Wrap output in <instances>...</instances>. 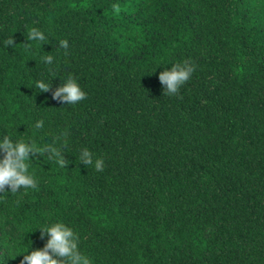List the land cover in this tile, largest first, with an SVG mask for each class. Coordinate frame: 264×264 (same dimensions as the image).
I'll list each match as a JSON object with an SVG mask.
<instances>
[{"label": "trees", "instance_id": "obj_1", "mask_svg": "<svg viewBox=\"0 0 264 264\" xmlns=\"http://www.w3.org/2000/svg\"><path fill=\"white\" fill-rule=\"evenodd\" d=\"M33 26L46 40L29 48ZM185 59L192 77L164 94L159 72ZM69 74L75 105L51 98ZM65 130L66 167L37 153L38 188L0 197V264L43 247L27 229L46 219L93 264H264V0H0V135Z\"/></svg>", "mask_w": 264, "mask_h": 264}, {"label": "clouds", "instance_id": "obj_2", "mask_svg": "<svg viewBox=\"0 0 264 264\" xmlns=\"http://www.w3.org/2000/svg\"><path fill=\"white\" fill-rule=\"evenodd\" d=\"M113 9L119 8V4L114 2ZM26 47H31L33 41H45L46 35L38 27H30L27 29ZM4 43L7 46L15 45L14 37L9 36ZM60 48L65 50L67 54L69 50V40L60 39ZM50 53V52H49ZM41 60L45 65L52 66L56 57L52 54L44 55ZM196 69L195 63H190L187 59L171 64V67H165L159 72V81L164 86V94H176L194 73ZM50 73L54 71L53 67L49 68ZM35 88L40 91L52 90L53 82L40 78L35 80ZM86 91L73 75H67L63 82L52 92V99H58L67 104L75 105L77 102L86 98ZM44 118L37 119L32 125L33 129H41L44 127ZM67 131L61 132L58 136H54L51 143L38 144L31 137H16L14 133H5L0 135V197L4 193H13L17 196H23L29 189H37L39 179L34 170H32L33 160L36 154L41 156L47 155L49 160L54 161L60 167H66L67 160L65 158L63 148L66 143ZM79 158L84 165H93L97 171H102L104 167L103 157H95L91 150L87 147L80 149ZM8 186V188H6ZM10 189V192L9 190ZM40 230V239L44 240L43 247L34 248L29 251L30 246L24 250L16 248V257L22 255L20 264H93V258L80 249L79 233L63 220H44L38 223L34 229H27L28 233ZM15 244L9 246L12 252Z\"/></svg>", "mask_w": 264, "mask_h": 264}]
</instances>
